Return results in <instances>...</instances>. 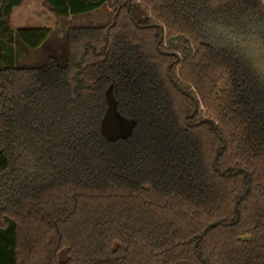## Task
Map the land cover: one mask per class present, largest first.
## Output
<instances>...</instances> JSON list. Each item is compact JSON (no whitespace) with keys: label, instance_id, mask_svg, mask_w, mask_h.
Listing matches in <instances>:
<instances>
[{"label":"trees","instance_id":"obj_1","mask_svg":"<svg viewBox=\"0 0 264 264\" xmlns=\"http://www.w3.org/2000/svg\"><path fill=\"white\" fill-rule=\"evenodd\" d=\"M34 6L48 24L14 26ZM0 19L37 52L3 65L0 43V264H264V0H0ZM109 91L125 137L102 130Z\"/></svg>","mask_w":264,"mask_h":264},{"label":"rangeland","instance_id":"obj_2","mask_svg":"<svg viewBox=\"0 0 264 264\" xmlns=\"http://www.w3.org/2000/svg\"><path fill=\"white\" fill-rule=\"evenodd\" d=\"M42 11L38 6H34L33 14L36 16H40ZM112 10L102 9L98 12L82 15L78 17H70L72 18L71 23L75 25H97L106 23L111 17ZM43 17V15H42ZM39 18L35 21H26L20 25L15 24L14 26H46L48 21L43 17ZM4 25V26H3ZM5 31L6 38H2L1 32ZM50 36L53 40L50 44L45 46V52L47 57L43 60L44 66H50L52 64H60L63 62L65 57V43L58 34L54 36V33ZM6 43V51L4 54L5 61L0 58V62L2 61L3 65H26V64H35L36 62V50H28L24 46V44L15 36V32L12 28L6 25L2 19H0V43ZM4 45V44H0ZM108 109L102 121V130L105 135L109 138H118L125 137L129 135L132 131L134 121L131 119H127L120 115L116 110L114 97L109 91L108 93ZM0 149H1V141H0Z\"/></svg>","mask_w":264,"mask_h":264},{"label":"water","instance_id":"obj_3","mask_svg":"<svg viewBox=\"0 0 264 264\" xmlns=\"http://www.w3.org/2000/svg\"><path fill=\"white\" fill-rule=\"evenodd\" d=\"M129 8H130V5H129ZM170 67H171V65L168 67V71L170 70ZM170 78L172 79V81H174V79H173V77L172 76H170ZM175 82V81H174ZM175 84H177L178 85V83L177 82H175ZM179 86V85H178ZM180 87V86H179ZM181 88V87H180ZM181 90L184 92V93H187L185 90H183L182 88H181ZM194 100H195V112L197 111V109H198V106H199V104H198V101H197V99L194 97ZM207 121H210V119H205V120H203V122H207Z\"/></svg>","mask_w":264,"mask_h":264}]
</instances>
